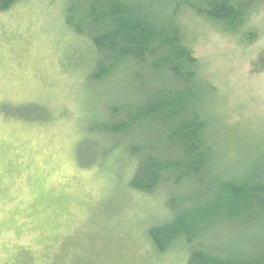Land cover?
<instances>
[{"label": "rangeland", "instance_id": "1", "mask_svg": "<svg viewBox=\"0 0 264 264\" xmlns=\"http://www.w3.org/2000/svg\"><path fill=\"white\" fill-rule=\"evenodd\" d=\"M238 1V20L182 6L179 21L218 155L243 171L264 161V0ZM68 2L0 10V264H186L183 242L158 252L148 235L168 219V188H132L123 139L91 130L123 78H91L98 54Z\"/></svg>", "mask_w": 264, "mask_h": 264}, {"label": "trees", "instance_id": "2", "mask_svg": "<svg viewBox=\"0 0 264 264\" xmlns=\"http://www.w3.org/2000/svg\"><path fill=\"white\" fill-rule=\"evenodd\" d=\"M182 6L222 23L240 17L238 0H69L67 24L98 54L91 78H123L91 130L123 139L132 188H168V219L148 230L156 251L183 242L186 264H264V161L240 171L218 155Z\"/></svg>", "mask_w": 264, "mask_h": 264}]
</instances>
